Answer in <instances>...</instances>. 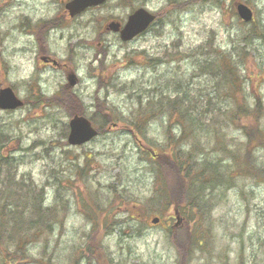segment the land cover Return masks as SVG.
<instances>
[{
	"label": "rangeland",
	"instance_id": "rangeland-1",
	"mask_svg": "<svg viewBox=\"0 0 264 264\" xmlns=\"http://www.w3.org/2000/svg\"><path fill=\"white\" fill-rule=\"evenodd\" d=\"M65 1L0 0V88L10 86L24 101L0 108L1 203L33 208L40 201L58 202L51 235L49 216L46 234L18 264H37V258L67 264L75 254L78 264H87L77 253L88 239L104 251L93 264H264V180L244 173L245 153L238 147L249 134L228 118L231 98L239 93L219 89L223 72L217 68L226 61L248 101L263 104L252 125L260 138L255 168L264 167V0H242L255 13L249 22L236 14L237 0H146L159 21L126 42L113 33L100 36L96 28L104 17L125 16L127 5L107 0L66 19ZM71 71L79 78L74 87L67 85ZM187 91L200 100L196 113L203 120L221 121L218 127L227 133L228 146L238 149L242 167L233 186L215 190L201 216L210 239L202 250L194 245L199 234L192 233L199 215L175 216L185 197L174 190V203L165 206V197L157 195V158L148 147L168 150L175 122L170 124L167 110L148 118L140 132L134 125L151 97L158 101L162 95L168 104L157 105L168 109L171 98ZM106 108L114 117L108 122L102 119ZM74 114L89 116L99 136L69 145ZM208 135L198 134L205 140ZM156 216L161 220L155 224Z\"/></svg>",
	"mask_w": 264,
	"mask_h": 264
},
{
	"label": "trees",
	"instance_id": "trees-1",
	"mask_svg": "<svg viewBox=\"0 0 264 264\" xmlns=\"http://www.w3.org/2000/svg\"><path fill=\"white\" fill-rule=\"evenodd\" d=\"M213 64L211 63V67L216 68V65ZM219 67H221L220 70L223 72V78L219 82V89L223 90L229 87L239 93L237 96L234 95L235 99L231 98L234 101V105L229 111L230 116L228 118L233 122L239 121L235 127H240L249 134L248 141L242 147H238L240 151L243 150L245 153L243 165H246L247 169L244 173L264 180V167L257 166L255 168L253 150L260 138L257 137V130L252 125L253 119L258 116V110L263 108V104L257 101L251 104L248 101L242 93L243 84L239 75L234 73L233 67H230L229 64L227 65L226 61L222 65H217V68ZM226 73L231 74L227 76ZM188 91L181 92L171 98L172 102L168 105V109L160 108L157 105L159 101L163 104H168L167 99L162 95L158 97V101H153V97H151L147 101L148 104L145 105V108H147L146 112L139 114V119L134 125L140 132L143 124L148 123V118H153V116L167 110L170 124L175 122L178 131H175L176 135L172 133L167 138L168 150L166 148L161 150L156 157L157 161L153 162V171L158 181V184H156L158 186L157 195L165 197V206L174 203V190H177L185 197L184 204L186 205H184L183 209L180 207L182 214L186 217L193 214L199 215L197 220L194 218L196 228L194 227L195 229L192 233L193 235L195 233L199 234L195 237L198 243H194V245L200 249L210 242L207 231L208 226L201 220V216L207 207H211L215 190L233 186L232 180L238 176L239 172L242 173V167L238 149L228 146L227 133L222 129V126L218 127V123L221 121H217L214 118L203 120L196 113L200 100H197L194 95L191 98ZM152 105L157 106V109H154ZM176 106L178 109L173 113ZM106 111L102 113V119L107 122L113 120L114 117L110 113V108H106ZM205 130L209 133L206 140L198 136L199 132ZM259 134L261 137L264 136L261 128H259ZM231 140L234 141L233 138ZM230 164H233V166L229 167ZM168 166H171L172 171H174V178L171 182L166 179V175L170 170ZM168 190L170 195L166 196ZM2 194L1 196L4 197L8 193L4 191ZM15 200L19 201V199ZM57 203L56 201L49 206L43 205L42 201H40V203H34L33 208H30V204L27 208H23L20 203H16L15 206L10 207L2 204L0 198V264H18L28 259L30 257L29 248L36 245L33 242L38 241L46 234L45 225L47 220H50L48 226L51 235L52 221L55 223L58 215ZM49 216L50 218H48ZM87 244L89 245L87 246ZM87 244L80 248L81 251L77 253L78 256L80 255L84 258L87 264H93L94 261L99 263L100 259L98 256L104 254V251H101L99 245L96 246L97 243L94 241L88 239ZM42 250L46 251V249ZM76 256L75 254V257L67 258V264H78V257ZM36 261L37 264H43L41 258H37Z\"/></svg>",
	"mask_w": 264,
	"mask_h": 264
},
{
	"label": "water",
	"instance_id": "water-1",
	"mask_svg": "<svg viewBox=\"0 0 264 264\" xmlns=\"http://www.w3.org/2000/svg\"><path fill=\"white\" fill-rule=\"evenodd\" d=\"M105 0H70L66 3L67 9L73 15L82 11L85 7L102 3ZM237 12L240 17L246 21L253 18V10L244 2L236 4ZM153 19L146 9L140 8L129 16V19L121 31V38L124 40L131 39L139 31L143 30L148 23ZM109 26L117 29L115 22H111ZM71 85L77 82L75 74L71 73L68 76ZM23 100L20 99L10 86L0 88V107L1 108H15L21 106ZM70 131L68 134V142L70 144H80L86 142L98 134L91 120L84 115H74L70 121ZM159 219L155 218L153 221L157 222Z\"/></svg>",
	"mask_w": 264,
	"mask_h": 264
},
{
	"label": "flooded vegetation",
	"instance_id": "flooded-vegetation-1",
	"mask_svg": "<svg viewBox=\"0 0 264 264\" xmlns=\"http://www.w3.org/2000/svg\"><path fill=\"white\" fill-rule=\"evenodd\" d=\"M119 3L117 6H125L127 5L128 6V9H127V13H123V14H126L125 16L124 15H120L119 17L117 16H110V17H104L101 21V23L99 24L98 28H96V32L97 34H99L100 36L104 35V34H108V33H113L114 35L116 34L117 37L120 36V30L122 29V27L124 26V24L126 23L127 19H128V16L130 14H132L133 12H135L136 10H138L139 8L141 7H147L146 5V0L145 2H139L141 0H118ZM170 1V0H168ZM178 2H185L187 4H189L190 2H187L189 0H177ZM237 1H241V0H237ZM66 2V1H65ZM171 2H174V0H171ZM99 6V5H98ZM117 6H115L116 8H118ZM154 15V18L152 19V21L148 24V26L146 27V29L144 31H142L140 35H145L147 33H149L153 27L158 23L159 21V15L156 11H153L152 9L148 8ZM67 13V12H66ZM68 14V13H67ZM70 15V14H69ZM66 17L67 18H71V16ZM110 21H115L117 24H119V30H112V29H109L107 28V24L110 22ZM180 214V212H179Z\"/></svg>",
	"mask_w": 264,
	"mask_h": 264
}]
</instances>
